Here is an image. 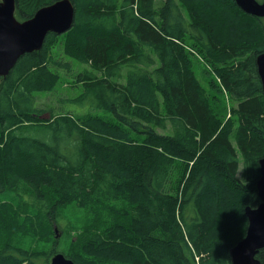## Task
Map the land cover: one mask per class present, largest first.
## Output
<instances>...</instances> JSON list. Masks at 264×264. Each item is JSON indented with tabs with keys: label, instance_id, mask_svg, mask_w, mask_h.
<instances>
[{
	"label": "trees",
	"instance_id": "1",
	"mask_svg": "<svg viewBox=\"0 0 264 264\" xmlns=\"http://www.w3.org/2000/svg\"><path fill=\"white\" fill-rule=\"evenodd\" d=\"M57 1L15 0V16L28 21ZM71 2V30L49 33L0 77V192L32 199L23 213L0 207V264H51L57 229L75 233L73 250L62 252L75 264H231L245 209L261 204L264 19L234 0ZM58 45L69 60L55 58ZM60 71L87 90L80 101L115 122L42 119L35 95L52 92ZM220 84L239 103L238 128L222 119L225 107L219 120L211 109L222 105ZM53 192L56 203L36 207ZM69 206L80 217L64 224L57 211ZM92 206H105L112 221L104 225ZM257 259L264 264V250Z\"/></svg>",
	"mask_w": 264,
	"mask_h": 264
},
{
	"label": "water",
	"instance_id": "2",
	"mask_svg": "<svg viewBox=\"0 0 264 264\" xmlns=\"http://www.w3.org/2000/svg\"><path fill=\"white\" fill-rule=\"evenodd\" d=\"M234 1L244 13L264 18V0ZM15 11V0H1L0 77L8 76L22 56L40 51L49 33L63 35L69 32L74 24L75 9L71 0H59L44 7L25 22L16 19ZM256 64L264 93V54L257 57ZM259 170L260 177L256 187L261 204L257 208L245 209L248 228L245 237L230 249L231 264H261L257 256L264 250V158L259 162ZM51 264L75 263L63 254H56L52 257Z\"/></svg>",
	"mask_w": 264,
	"mask_h": 264
},
{
	"label": "rangeland",
	"instance_id": "3",
	"mask_svg": "<svg viewBox=\"0 0 264 264\" xmlns=\"http://www.w3.org/2000/svg\"><path fill=\"white\" fill-rule=\"evenodd\" d=\"M259 2H261L262 0H257ZM242 11V10H241ZM243 12V11H242ZM244 13V12H243ZM188 14L187 10L184 9L183 11V15L186 17V15ZM246 14V13H245ZM217 15V14H216ZM223 14L221 13V16ZM248 15V14H246ZM218 16V15H217ZM249 16V15H248ZM260 19H264V18H260ZM264 24V22H263ZM182 44V43H181ZM188 48V47H187ZM59 49H62V46L61 45H58L56 48H55V51H54V55H55V58H65V59H68L67 57L64 56L63 52L60 53L59 51L57 52L56 50H59ZM189 50H191L189 48ZM192 51V50H191ZM219 58H222L220 57L219 55ZM69 60V59H68ZM203 68H205L204 65H202ZM215 65H213L214 67ZM215 69V67H214ZM212 74V71H213V68L211 66V69H208ZM76 73L78 71H75ZM60 75H61V81L58 83V85L55 87V89L50 92V93H41V94H36V99H37V108L41 111H43V114H45L42 119L44 120H48L50 118V114L51 112H53L52 114H55V117H58V116H62V115H67V114H73V116L77 117L79 116L78 118H80V115H84L85 117H95V116H98L97 118L100 117L101 120H104L105 122H112L114 123L115 120L113 117L109 116L108 113L104 112V111H101V110H96V108H93L92 104L90 103V100L87 99V98H84L82 101H80L81 99V96L84 95L85 90L83 88V85L82 84H79L77 83L76 79L73 77L74 76V73H67L65 71H60ZM68 76V77H67ZM214 74L211 75V77H213ZM217 83L219 81V78H215ZM202 83H204L205 85V80L202 78ZM220 88H221V94H220V98H221V101H222V105H220L219 107L217 106L216 109H212L214 115L218 118V120L220 119L221 115L222 116V119L225 120V121H228L229 119L232 120L235 128H238L239 126V123H240V117L238 115H234L232 112L234 110H237L239 109V103L234 99V98H231L226 90L222 88V84L219 85ZM93 98V97H92ZM225 107V111L223 114H221L223 112V108ZM234 107V108H233ZM44 110H48V112H45ZM162 116L165 117L166 116V112L164 109H162ZM75 117V118H76ZM77 119V118H76ZM77 121H79L77 119ZM80 122V121H79ZM172 128H173V125L172 124H167V127L166 129L164 130L165 133L167 135H172ZM160 132H162V130H159ZM231 142H232V145L233 147L236 149V144L235 142L231 139ZM210 142L206 145H204L205 148H208L210 147ZM201 148V147H200ZM203 151V150H201ZM239 157V173H238V176L237 178L242 180L243 178V170H244V164H243V158L242 156L238 155ZM190 166H192V163L190 164ZM188 175V171L186 172V176ZM176 178V177H175ZM28 193L29 192H22V197H17L16 200H11L8 195V193H1L0 192V207L4 209L5 213L7 214V210L9 211V208H14L15 210H20L22 213L24 211H26L25 209V206H28L29 203L32 202V199H30L28 197ZM49 193V191L47 192ZM58 198L60 199V196L59 194H57L56 192H53V193H50L48 194L47 196V199L48 200H45L44 204L42 203H38L37 202V208L39 207H46L48 206V202L50 201H54L55 203L58 201ZM7 204H10L11 206L7 205ZM31 205V204H30ZM34 207V208H36ZM90 206H88L89 208ZM94 207V212L92 213H95L97 215L100 216V219H101V222L105 225L108 221H112L111 219L108 220V212H109V209L105 208V206H92ZM34 208H31L29 207V210L28 211H36V209ZM123 210V207L120 211ZM57 212H59V220L61 222H63L64 224L66 222H68L70 219H71V222H77L78 217H75L73 218V208L72 206H69V207H63L61 209H59ZM88 213V212H87ZM92 213H89L88 215H91ZM193 217V216H191ZM91 218V217H89ZM84 221H86V219H84ZM87 223V222H86ZM89 223V222H88ZM102 223H100L99 225H101L102 227ZM54 232V231H53ZM57 234V238L58 239H61L59 240V242L57 241V249L60 253L58 254H62V252H71L73 250L71 244L73 242H76L75 241V233L72 231H66V232H59V230L57 229L56 230ZM63 234H66L68 236H71L72 237V240H69L68 236H65L62 238ZM36 246L37 247H41L42 246V243L40 242H36ZM68 259V258H67Z\"/></svg>",
	"mask_w": 264,
	"mask_h": 264
},
{
	"label": "flooded vegetation",
	"instance_id": "4",
	"mask_svg": "<svg viewBox=\"0 0 264 264\" xmlns=\"http://www.w3.org/2000/svg\"><path fill=\"white\" fill-rule=\"evenodd\" d=\"M263 1V0H262Z\"/></svg>",
	"mask_w": 264,
	"mask_h": 264
}]
</instances>
